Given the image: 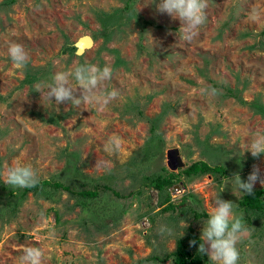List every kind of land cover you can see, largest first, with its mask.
Masks as SVG:
<instances>
[{
    "label": "rangeland",
    "instance_id": "374dc122",
    "mask_svg": "<svg viewBox=\"0 0 264 264\" xmlns=\"http://www.w3.org/2000/svg\"><path fill=\"white\" fill-rule=\"evenodd\" d=\"M8 1L0 0V173L31 164L39 180L99 193L51 183L23 196L0 175V264H20L28 246L41 250L42 264L164 258L191 224L202 235L219 195L248 229L239 264H264V207L244 210L245 193L230 181L236 174L247 181L254 166L264 177V153L247 150L264 133V0H207L190 41L179 37L178 18L158 11L160 0ZM84 34L95 43L79 55L68 46ZM9 42L27 52L24 68L9 58ZM83 63L110 65L101 88L118 96L95 108L56 105L46 85ZM113 137L118 148L109 145ZM172 148L185 161L177 170L168 165ZM200 160L225 171L183 173ZM171 172L177 178L163 189L147 178ZM193 207L204 215L196 218Z\"/></svg>",
    "mask_w": 264,
    "mask_h": 264
},
{
    "label": "clouds",
    "instance_id": "9594fccd",
    "mask_svg": "<svg viewBox=\"0 0 264 264\" xmlns=\"http://www.w3.org/2000/svg\"><path fill=\"white\" fill-rule=\"evenodd\" d=\"M206 8L207 0H160L157 5L160 13H167L181 21L178 34L186 41L192 40L196 30L204 24ZM7 53L18 69L24 68L29 61L27 52L19 43L9 42ZM112 74L113 69L110 65L105 64L100 67L90 63L78 64L70 71H57L53 75L51 83L46 85L47 96L51 100L54 98L56 105L71 101L74 107L88 104L95 108L118 96L115 89L109 91L101 88L105 81L111 80ZM70 77L75 80V86L69 82ZM34 88L41 95L44 94L41 85L37 84ZM77 89L81 92L79 97L75 95ZM109 145L118 148V138H110ZM106 150H108V146H106ZM247 150H250L253 157H259L261 153H264V133H255ZM0 175L4 177L5 184L18 188H31L39 183L38 174L31 164L6 165ZM231 178L230 181L234 187L238 186L239 190L246 194L253 192L257 181L264 185V177L261 176L257 166L253 167L247 181L242 180L239 174ZM230 181H225L224 186H221L219 190L220 193L224 191ZM247 231L243 216L237 215L233 211V202L224 200L219 195L214 200V206L210 209L202 228L198 252L207 255L212 264H239L241 253L237 245L245 237ZM190 246H196V241H190ZM42 258L39 248L28 246L23 249L20 264H42ZM247 264H252V262L249 260Z\"/></svg>",
    "mask_w": 264,
    "mask_h": 264
},
{
    "label": "trees",
    "instance_id": "16d2710c",
    "mask_svg": "<svg viewBox=\"0 0 264 264\" xmlns=\"http://www.w3.org/2000/svg\"><path fill=\"white\" fill-rule=\"evenodd\" d=\"M15 0H9L8 3H13ZM129 5V4H128ZM69 49H75V46H68ZM231 91V90H230ZM259 109H262V107H258ZM263 111V110H262ZM155 126H153L154 130ZM224 167L221 165H211L207 161L200 160L196 161L187 168L183 170V173H185L187 176L197 175V174H205V173H224ZM174 173H167L166 175H158L154 174L151 176H147L149 181L152 183L153 186H155L158 189H163L164 187L171 185L173 183V180L175 178ZM177 178V176H176ZM54 185L55 187L66 189L67 191H70L75 194H81L84 196H95L98 195L99 190L98 189H82V190H76L71 185L65 184L61 181H54L51 182L50 180L44 179L39 180V183L35 187L31 188H24L22 195H27L28 192L31 191H37L42 190L41 187L46 186L47 184ZM240 205L244 208L246 211H257L258 209H262L264 207V187L262 188H253V192L251 194H244L243 198L240 200ZM172 206V205H171ZM194 210V207L192 208V211ZM195 211V210H194ZM204 215V214H203ZM198 211H195V217L200 218L203 216ZM200 235L195 230L194 226L191 224L188 228V232L184 237H181L177 240L176 247L173 251L168 253L164 258H159L157 256H150L147 258L140 259L137 263L134 264H143L145 260L150 259H156L160 261L168 260L169 258H173L174 264H208L209 261L207 255L201 254L198 252V247L200 244ZM196 241V246L192 247L190 246V241Z\"/></svg>",
    "mask_w": 264,
    "mask_h": 264
},
{
    "label": "water",
    "instance_id": "95a60500",
    "mask_svg": "<svg viewBox=\"0 0 264 264\" xmlns=\"http://www.w3.org/2000/svg\"><path fill=\"white\" fill-rule=\"evenodd\" d=\"M95 43V39L90 34H84L78 38L75 42V46L77 48L76 53L81 55L86 49L91 48ZM168 165L172 170H177L181 167L185 166V161L180 154V150L178 148H172L168 151Z\"/></svg>",
    "mask_w": 264,
    "mask_h": 264
}]
</instances>
